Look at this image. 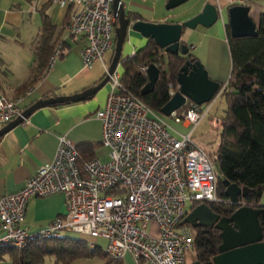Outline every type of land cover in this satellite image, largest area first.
<instances>
[{
  "label": "built area",
  "instance_id": "2783aa9c",
  "mask_svg": "<svg viewBox=\"0 0 264 264\" xmlns=\"http://www.w3.org/2000/svg\"><path fill=\"white\" fill-rule=\"evenodd\" d=\"M112 1L51 0L68 9L65 31L85 37L81 55L82 66L88 70L105 60L108 51L113 53L117 18ZM251 1L231 3L249 5ZM61 50L58 43L46 71L60 58ZM166 57L165 52L152 64L164 70ZM104 67L108 73V65ZM148 68L149 64H142L139 73L147 76ZM121 73L118 66L109 75L105 107L95 112L102 121L100 142L109 147L110 158L105 162L98 156L83 159L77 144L68 135H60L54 158L38 166L18 191L0 195L1 243L21 248L33 237H58L71 230L82 237L105 239L110 264L122 261L126 253L133 256L134 264H184L195 241L193 231L180 225L187 201L222 200L217 191V165L191 134L227 82L214 99L204 103H211L208 107L186 101L170 112L173 121L190 128L183 132L125 89ZM178 88V84L168 85L169 98ZM22 101L24 95L0 97L1 125L22 114ZM56 192L65 195V212L29 230L24 222L27 202L32 196ZM88 243L94 246L91 240Z\"/></svg>",
  "mask_w": 264,
  "mask_h": 264
},
{
  "label": "crops",
  "instance_id": "0c3cea01",
  "mask_svg": "<svg viewBox=\"0 0 264 264\" xmlns=\"http://www.w3.org/2000/svg\"><path fill=\"white\" fill-rule=\"evenodd\" d=\"M121 1L125 7L124 12L140 15L141 19L148 22L160 23L188 20L199 13L207 2L215 4L222 12L221 18H218L212 27L198 25L195 29H185L180 39L186 43L199 62L205 65L208 75L214 81L228 82L232 62L226 23L227 8L233 5L231 0H195L192 11L175 21H168V15L163 12L169 10L166 9L167 0ZM247 6L250 19L258 24V19L264 12V0L251 1ZM43 11L55 25L56 35L61 33L59 43L64 45V48L51 70L41 69L37 75L32 68L39 62L36 51L43 33ZM67 15L68 9L60 8L48 0H0V97L5 95L15 99L16 95H24L21 105L27 109V106L40 99L77 94L101 81L106 73L104 66L113 59L112 52L108 51L106 59L101 63L96 62L89 70L84 68L81 50L87 42L84 36L73 37L65 31ZM148 41L141 32L130 28L122 47L124 57L133 55ZM120 71L123 73V69ZM31 79L33 83L19 94L20 88ZM109 86L104 85L88 100L71 102L64 106H43L30 113L23 122L4 131L3 135H0V195L18 191L38 166L53 159L58 137L62 134L68 135L77 145L93 144V156L100 157L98 152L101 146L103 147L100 142L103 130L102 121L95 116V112L105 107ZM3 126L4 124H0V128ZM26 209L24 222L29 230L43 227L52 218L65 212V195L56 192L44 197L32 196ZM1 233L0 228V236ZM87 238L94 246L100 245L105 249V239H92L90 236ZM46 259V264H55L54 256L49 255ZM110 260V256L97 254L77 258L69 264H107ZM0 264L14 263L10 258L0 257ZM115 264H134V258L130 253H126L122 261Z\"/></svg>",
  "mask_w": 264,
  "mask_h": 264
},
{
  "label": "trees",
  "instance_id": "16d2710c",
  "mask_svg": "<svg viewBox=\"0 0 264 264\" xmlns=\"http://www.w3.org/2000/svg\"><path fill=\"white\" fill-rule=\"evenodd\" d=\"M125 16L135 22L141 19L140 15L129 12H125ZM41 19L43 20V33L36 51L39 62L35 63L32 68L37 75L41 69L46 68L52 50L61 40V33L58 32L59 36L56 35V27L47 18L44 11L41 14ZM117 22L119 21L116 20L114 26ZM257 23L256 35L239 38L231 36L230 26L226 23L232 68L227 86L221 94L226 107L223 108L224 114L221 118L220 139L213 149L207 150L210 159L216 163L218 168L217 191L218 197L222 200L221 202L211 200L204 202L218 214L230 215L240 204L225 200L227 196L222 183L223 179L227 178L230 183L236 182L242 187H250L251 190L241 200L245 204L263 207L258 219L263 226L262 237L264 240V203H261V196L264 192V12L260 15ZM181 43L186 44L184 41ZM63 48L64 45H62V50ZM187 49L189 51L188 47ZM164 53L155 40L149 39L147 44L137 52L135 51L133 55L124 57L121 53L119 60V64L123 67L120 79L125 89L135 93L140 100L147 103L157 113H160L169 100L168 85L170 83L175 86L178 84L177 75L186 60H197L191 51L188 52V55H183L181 52H177V54L166 52L165 69L159 71V79L154 85L153 92L143 94L141 89L148 84L149 78L139 73L141 65H151L159 55H164ZM32 83L31 79L26 85H23L19 94ZM223 84L224 82H219L220 89ZM70 103H54L51 107ZM77 146L83 159L94 157L91 152L93 144L79 143ZM199 202L202 201H195L186 208L184 215L186 216V213L191 208H195ZM184 224L193 231L195 241L192 250L195 256L192 260L208 261L218 253V245L222 242L221 231L218 227L214 225L192 227L188 222H184ZM184 224L180 225L184 226ZM88 241L87 236L84 235L77 237L63 233L58 237H33L21 248L0 242V257L10 258L14 264H46V257L49 255L54 256L55 264H69L77 258L96 256L97 254L108 257L102 246L90 245ZM110 261L107 264H110Z\"/></svg>",
  "mask_w": 264,
  "mask_h": 264
},
{
  "label": "water",
  "instance_id": "95a60500",
  "mask_svg": "<svg viewBox=\"0 0 264 264\" xmlns=\"http://www.w3.org/2000/svg\"><path fill=\"white\" fill-rule=\"evenodd\" d=\"M188 0H167L166 9H175L182 4H186ZM113 14L116 16L117 22L114 35L115 47L113 50V59L108 64V73L102 78V81L90 88L77 92L72 95L52 96L51 98L40 99L27 106L22 114L17 116L13 121L0 128V135L12 126H16L27 119L30 113L43 106H51L54 103L75 102L90 98L98 90L109 82V75L117 69L119 60L124 47L126 35L129 29L132 28L137 32H141L142 36L153 39L164 50L177 54L181 52L183 55H188L186 44H182L181 35L184 30L195 29L198 25L204 27H212L213 23L221 18V12L215 4L207 2L200 10L188 20L179 22H154L140 19L137 22L125 16L124 4L121 0H113ZM228 18L227 24L230 26V34L234 37L254 36L256 35L257 24L250 19V11L247 5H231L227 8ZM185 65L178 72L179 90L169 98L165 107L160 110V113L167 116L174 110H179L187 102L193 101L197 104L204 105L210 102L219 91V82L214 81L207 73V68L199 60H190L184 63ZM159 68L152 64L149 65L147 77L148 84L142 89V93L146 94L153 92L154 85L159 77ZM225 187L226 201L230 203H238L232 214L220 215L213 211L204 201L199 202L195 208H191L181 222H188L192 227L197 225H214L218 227L222 242L218 245V253L210 260L192 261L191 264H264V240L263 226L259 222V214L263 210L262 206H255L243 203L242 198L246 196L251 188L242 187L236 182H229V179L224 178L222 181Z\"/></svg>",
  "mask_w": 264,
  "mask_h": 264
},
{
  "label": "rangeland",
  "instance_id": "374dc122",
  "mask_svg": "<svg viewBox=\"0 0 264 264\" xmlns=\"http://www.w3.org/2000/svg\"><path fill=\"white\" fill-rule=\"evenodd\" d=\"M195 0H188V2L185 4H182L178 7H175V9H169V10H164L165 14H167V19L170 20H177L180 17H183L184 15H188V12L194 7ZM192 11V10H191ZM190 14V13H189ZM123 54V52H122ZM106 59V57H105ZM108 65V64H107ZM119 69L122 70L123 67L119 64ZM224 89L221 90L219 94H217L216 98L209 107V109L205 112V115L203 119H200V121L197 123L193 133L191 134L192 138L196 139L198 142L201 143L203 148L205 150L208 149H213L219 142V131L221 130V118L223 116V108L226 107L225 100L221 97V94ZM210 104H204V108L208 107ZM203 108V109H204ZM163 115V114H162ZM165 119L171 124L172 126L176 127L177 130L186 132L190 128L183 126L181 123H176L173 121V118L170 115L165 116ZM109 152V147L108 146H101L99 149L98 155L102 159V162H105L110 158L108 155ZM261 203H264V192L261 196ZM188 207H190L193 202L191 200H188ZM184 226L189 227L188 225L184 224ZM63 233H66L69 236H77V237H82V235L79 232L75 231H63ZM103 240V239H102ZM187 257L186 262L187 264L192 263V258H194V253L192 248L187 250Z\"/></svg>",
  "mask_w": 264,
  "mask_h": 264
}]
</instances>
